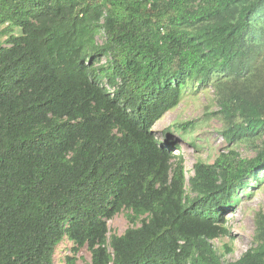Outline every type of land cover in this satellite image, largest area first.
Here are the masks:
<instances>
[{
    "label": "trees",
    "instance_id": "trees-1",
    "mask_svg": "<svg viewBox=\"0 0 264 264\" xmlns=\"http://www.w3.org/2000/svg\"><path fill=\"white\" fill-rule=\"evenodd\" d=\"M0 28V264H55L65 238L64 264H264L262 211L238 260L213 244L264 172V0H0ZM210 83L229 143L261 144L188 178L153 130Z\"/></svg>",
    "mask_w": 264,
    "mask_h": 264
},
{
    "label": "rangeland",
    "instance_id": "rangeland-1",
    "mask_svg": "<svg viewBox=\"0 0 264 264\" xmlns=\"http://www.w3.org/2000/svg\"><path fill=\"white\" fill-rule=\"evenodd\" d=\"M15 33L18 34L19 30L16 29ZM5 40L6 37L0 38V42ZM101 40L99 37L98 41ZM263 57L264 48L256 60L259 62ZM216 95L211 83L187 89L178 107L167 112L154 127V133L164 144L172 145L173 150L178 146L179 150L175 152L184 156L188 178L193 176V168L198 161L214 164L220 155H227L232 150L241 158H252L261 144L260 138L229 143L223 133L227 123L220 112ZM181 124H187L186 131L178 127ZM261 174V181L252 178L248 181L246 192L240 191L239 200L225 213L231 235L213 242L224 261H236L254 246L256 214L264 212V172ZM108 227L110 235L121 236L133 225L129 222L128 213L123 211L108 221ZM72 247V242L65 238L56 248L55 264H64L66 256L71 255ZM77 258V264H91V254L86 248L80 251Z\"/></svg>",
    "mask_w": 264,
    "mask_h": 264
}]
</instances>
